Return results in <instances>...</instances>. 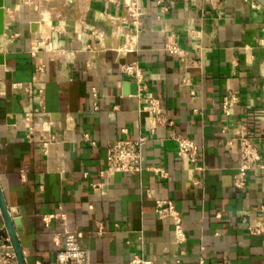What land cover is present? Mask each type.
Listing matches in <instances>:
<instances>
[{
    "label": "crops",
    "instance_id": "obj_1",
    "mask_svg": "<svg viewBox=\"0 0 264 264\" xmlns=\"http://www.w3.org/2000/svg\"><path fill=\"white\" fill-rule=\"evenodd\" d=\"M141 2L137 49L124 53L133 25L120 1L3 0L0 188L21 218L25 263L55 264L70 228L84 232L91 264H134L136 256L148 264H264V234L250 231L264 222V167L234 185L241 125L264 165V6ZM171 37L180 54L165 48ZM130 63L139 80L126 71ZM232 93L239 100L225 112ZM176 133L198 146L195 162L177 154ZM139 134L148 137L144 165L167 177L105 172L108 142ZM160 198L181 212L184 242L156 213ZM61 210L66 224L59 216L45 222Z\"/></svg>",
    "mask_w": 264,
    "mask_h": 264
},
{
    "label": "built area",
    "instance_id": "obj_2",
    "mask_svg": "<svg viewBox=\"0 0 264 264\" xmlns=\"http://www.w3.org/2000/svg\"><path fill=\"white\" fill-rule=\"evenodd\" d=\"M112 2H122L126 8L130 22L133 25V32L126 35L125 42L121 48L122 52H128L137 49V37L140 32L141 19L144 14L141 0H108ZM253 5H256L254 3ZM165 48L173 54H180L181 48L177 41L171 39L165 44ZM126 71L132 73L139 80L140 70L134 64L130 63L125 66ZM93 105L97 107L98 93L95 88L92 92ZM239 100V96L235 93L224 95L222 100V109L227 112ZM160 102L158 99L151 100V110L157 115V122H161L160 118ZM155 131V129H152ZM148 137L139 134L136 137H123L111 140L107 144L106 155V173L129 172L140 173L145 169H151L159 173L162 177H167V171L163 167L145 166L143 162V147ZM175 140L177 142V154L185 157L190 161L198 159V146L188 136L176 133ZM239 147V165L238 172L234 179V185L238 188L245 185L248 171L258 167H264L261 163V153L253 142L250 129L247 125H241V131L238 135ZM92 143H95L94 141ZM156 213L163 219H171L174 226V234L177 242L186 240V233L183 227V218L181 212L177 209L174 202L167 198L156 200ZM59 216L64 224L67 223V215L64 211L49 213L44 215L45 222H49L51 218ZM104 229L102 222L98 223V232ZM252 233L264 234V222L260 226L250 227ZM64 240L62 247L57 251L55 264H91L90 248L84 244V232L79 229H65L63 232ZM204 249L205 247L202 246ZM16 258L12 242L7 232L0 227V264H10ZM149 261L142 260L137 256L133 258L134 264H148ZM226 264L228 263L225 261Z\"/></svg>",
    "mask_w": 264,
    "mask_h": 264
},
{
    "label": "water",
    "instance_id": "obj_3",
    "mask_svg": "<svg viewBox=\"0 0 264 264\" xmlns=\"http://www.w3.org/2000/svg\"><path fill=\"white\" fill-rule=\"evenodd\" d=\"M257 1L264 6V0H257ZM3 32H4V4H3V0H0V34H2ZM3 60H4L3 56L0 55V63H2ZM134 87L135 85H131L132 92H135ZM0 211L3 216L7 234L11 239L14 251L16 253V257L20 264H26L16 230V226L20 225L21 223V218L19 216L11 215L9 207L7 206V203L5 202V199L2 195L1 188H0Z\"/></svg>",
    "mask_w": 264,
    "mask_h": 264
}]
</instances>
